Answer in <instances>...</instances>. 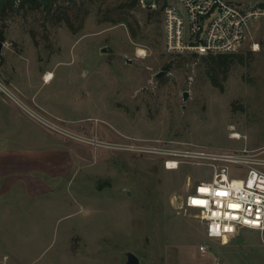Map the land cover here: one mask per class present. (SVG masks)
Here are the masks:
<instances>
[{
  "label": "rangeland",
  "instance_id": "obj_1",
  "mask_svg": "<svg viewBox=\"0 0 264 264\" xmlns=\"http://www.w3.org/2000/svg\"><path fill=\"white\" fill-rule=\"evenodd\" d=\"M75 1L77 33L43 6L0 14V85L7 89L0 87V147L9 139L18 148L36 143L32 123L80 153L69 188L63 179L48 197L11 193L9 220L0 222V264H127L129 252L140 264H264V231L243 229L222 244L207 239L198 211L173 209L174 194L212 179L206 161L167 170L158 156L82 141L175 140L213 153L264 149V18L235 52L245 61L230 59L221 89L208 74L213 59L164 51L162 12L122 9L126 0ZM120 14L138 38L128 22L106 20ZM230 177L245 179L247 171L233 166Z\"/></svg>",
  "mask_w": 264,
  "mask_h": 264
},
{
  "label": "built area",
  "instance_id": "obj_2",
  "mask_svg": "<svg viewBox=\"0 0 264 264\" xmlns=\"http://www.w3.org/2000/svg\"><path fill=\"white\" fill-rule=\"evenodd\" d=\"M140 5L162 12L164 51L170 55L235 53L252 34L255 22L264 18V0H140ZM82 141L113 150L158 156L167 170H178L183 163H189V159H197L198 165L202 164L201 160L206 161L213 168L212 179L192 185L188 193L174 194L173 209L198 211L207 239L219 240L222 244L230 243L243 229L264 231V149L213 153L192 149L187 143L175 140H157L153 144ZM233 166L246 170L247 177L231 178ZM208 251L206 243L200 245L202 255Z\"/></svg>",
  "mask_w": 264,
  "mask_h": 264
},
{
  "label": "crops",
  "instance_id": "obj_3",
  "mask_svg": "<svg viewBox=\"0 0 264 264\" xmlns=\"http://www.w3.org/2000/svg\"><path fill=\"white\" fill-rule=\"evenodd\" d=\"M49 72L53 73L50 70H47L46 73ZM53 80L54 77L51 81ZM45 83L47 82L45 81ZM23 94L26 98L30 97L26 92ZM20 114L15 112V115L21 117ZM12 115L11 112L9 118ZM15 123L21 124L19 121H15ZM30 124L34 129H38L31 136V139L36 143L25 144L26 146L18 148L16 145H9L12 140L8 138L9 143L6 142L5 146L0 147V196H3L6 201L4 210L3 208L0 210L2 225L9 220L10 201L8 202V200L15 188L22 189L24 193L28 192L35 197L42 194L48 197L51 194H57L62 189L60 180L67 181L65 184L68 183L66 187L69 188L72 185L74 167L78 171L76 162L80 158V153L77 146L65 142V139L60 137L61 135L57 132ZM8 135L10 137V133ZM2 139L4 140V138H0V140ZM27 145L29 146L27 147Z\"/></svg>",
  "mask_w": 264,
  "mask_h": 264
},
{
  "label": "trees",
  "instance_id": "obj_4",
  "mask_svg": "<svg viewBox=\"0 0 264 264\" xmlns=\"http://www.w3.org/2000/svg\"><path fill=\"white\" fill-rule=\"evenodd\" d=\"M95 1V0H91ZM45 8L47 14L52 15L56 24H64L70 28L74 33H77L82 25H76V19L81 16L80 7L76 4L75 0H0V14L4 17H8L17 10H38L41 7ZM140 5V0H126L124 4L121 5L122 9L133 10ZM75 11V12H74ZM155 14H161V11L154 10L150 11ZM75 14V15H74ZM77 16V17H76ZM124 15L117 16L115 18L107 17L106 20L112 23H122L124 21L128 22L131 35L134 38H138V30L133 26V24L123 17ZM137 28H140L138 22H136ZM241 57L236 53L221 54V55H205L193 57H201L204 59H213V64L211 63V69L209 71V77L214 86L223 89L224 82L228 79V74L230 70L231 58ZM245 58L241 57V62L243 63Z\"/></svg>",
  "mask_w": 264,
  "mask_h": 264
},
{
  "label": "water",
  "instance_id": "obj_5",
  "mask_svg": "<svg viewBox=\"0 0 264 264\" xmlns=\"http://www.w3.org/2000/svg\"><path fill=\"white\" fill-rule=\"evenodd\" d=\"M2 45H3V44H0V50L2 49ZM102 51H103V52H106L107 49L104 48ZM189 96H190L189 92L186 91V92L184 93V100H185V101L188 100ZM127 264H140V261H139L138 257H137L134 253L129 252V253L127 254Z\"/></svg>",
  "mask_w": 264,
  "mask_h": 264
},
{
  "label": "bare ground",
  "instance_id": "obj_6",
  "mask_svg": "<svg viewBox=\"0 0 264 264\" xmlns=\"http://www.w3.org/2000/svg\"><path fill=\"white\" fill-rule=\"evenodd\" d=\"M53 76H54L53 73H51V72L47 73V75L45 77L46 78V81H50L53 78ZM225 242L226 243H229L228 241H225Z\"/></svg>",
  "mask_w": 264,
  "mask_h": 264
},
{
  "label": "snow or ice",
  "instance_id": "obj_7",
  "mask_svg": "<svg viewBox=\"0 0 264 264\" xmlns=\"http://www.w3.org/2000/svg\"><path fill=\"white\" fill-rule=\"evenodd\" d=\"M232 207H237L236 205H233Z\"/></svg>",
  "mask_w": 264,
  "mask_h": 264
}]
</instances>
